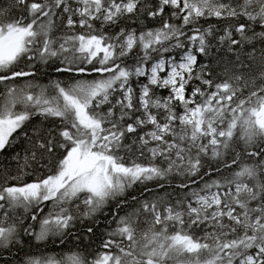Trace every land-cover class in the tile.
I'll use <instances>...</instances> for the list:
<instances>
[{
    "label": "snow or ice",
    "instance_id": "obj_1",
    "mask_svg": "<svg viewBox=\"0 0 264 264\" xmlns=\"http://www.w3.org/2000/svg\"><path fill=\"white\" fill-rule=\"evenodd\" d=\"M0 264H264V0L0 3Z\"/></svg>",
    "mask_w": 264,
    "mask_h": 264
},
{
    "label": "trees",
    "instance_id": "obj_2",
    "mask_svg": "<svg viewBox=\"0 0 264 264\" xmlns=\"http://www.w3.org/2000/svg\"><path fill=\"white\" fill-rule=\"evenodd\" d=\"M5 2L6 0H0V3H5ZM44 82H47L46 78L44 79ZM6 154L10 155L11 153H6ZM104 221L105 219L101 218V223L99 227L97 228V236L93 237V239L96 241L97 244L99 243L98 237L101 231L107 227ZM87 225H88V222L86 221L84 226H81V225H79L78 227L76 226V231H78L81 235H83V228H86ZM87 243H88L87 240L77 241L70 237L65 245L57 246L53 244H48L47 246H42L40 249H32V251L37 254H39L40 252H45L50 255L52 254L59 255L62 252L68 251L69 249H74L78 244H87Z\"/></svg>",
    "mask_w": 264,
    "mask_h": 264
},
{
    "label": "bare ground",
    "instance_id": "obj_3",
    "mask_svg": "<svg viewBox=\"0 0 264 264\" xmlns=\"http://www.w3.org/2000/svg\"><path fill=\"white\" fill-rule=\"evenodd\" d=\"M45 212H47V208L45 209ZM102 219H105L103 216L101 217ZM80 224L78 223L77 224V227L79 226Z\"/></svg>",
    "mask_w": 264,
    "mask_h": 264
}]
</instances>
